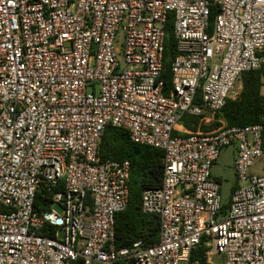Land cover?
<instances>
[{
  "label": "built area",
  "instance_id": "built-area-1",
  "mask_svg": "<svg viewBox=\"0 0 264 264\" xmlns=\"http://www.w3.org/2000/svg\"><path fill=\"white\" fill-rule=\"evenodd\" d=\"M262 67L264 0H0V264H201L200 245L206 264H264V171L250 172L264 117L178 129L187 113L206 123ZM110 125L164 152L161 186L142 194L160 217L153 244L116 246L130 161L100 157ZM231 146L238 185L222 212L212 166Z\"/></svg>",
  "mask_w": 264,
  "mask_h": 264
},
{
  "label": "trees",
  "instance_id": "trees-1",
  "mask_svg": "<svg viewBox=\"0 0 264 264\" xmlns=\"http://www.w3.org/2000/svg\"><path fill=\"white\" fill-rule=\"evenodd\" d=\"M216 6H211V19L216 14ZM172 18L169 17L166 25L165 51L163 58V78L166 92L172 84L171 61L176 55V43L171 29ZM241 88L235 99H228L225 105L215 112L214 119L206 124L201 116L187 113L181 123L188 131L217 130L219 128L246 125L260 122L264 117V68L244 71L239 79ZM200 100V93L195 97V102ZM264 123V120H263ZM175 133H179L177 130ZM188 133V132H186ZM99 154L102 159L130 161L129 200L127 207L116 213L115 216V243L117 247L131 246L134 241L143 239L147 244L157 242L160 232V217L156 214L142 211V194L144 189L160 187L164 174L162 149L134 142L129 131L122 127L107 126L100 142ZM236 183L232 191L237 187ZM229 202L222 206L226 212ZM205 248L200 245L191 254V260L199 259L201 264H206ZM77 260L74 264H80Z\"/></svg>",
  "mask_w": 264,
  "mask_h": 264
},
{
  "label": "rangeland",
  "instance_id": "rangeland-1",
  "mask_svg": "<svg viewBox=\"0 0 264 264\" xmlns=\"http://www.w3.org/2000/svg\"><path fill=\"white\" fill-rule=\"evenodd\" d=\"M240 84V82L238 83ZM235 151L232 147L221 151L220 156L212 166V174L221 180V197L223 202L229 201L232 194V187L237 183L234 171L233 156ZM264 171V157L258 158L253 167L252 173H261Z\"/></svg>",
  "mask_w": 264,
  "mask_h": 264
},
{
  "label": "crops",
  "instance_id": "crops-1",
  "mask_svg": "<svg viewBox=\"0 0 264 264\" xmlns=\"http://www.w3.org/2000/svg\"><path fill=\"white\" fill-rule=\"evenodd\" d=\"M206 115H207L206 116V124H209L214 119V114H211L210 112H206ZM178 129L180 132H184V131L188 130V128H186L182 123L178 126ZM231 147L233 148L234 151H236L234 146H231ZM233 158H234V156H233Z\"/></svg>",
  "mask_w": 264,
  "mask_h": 264
}]
</instances>
